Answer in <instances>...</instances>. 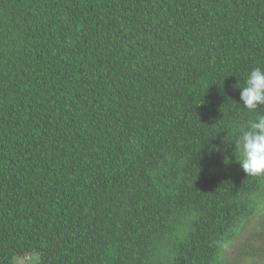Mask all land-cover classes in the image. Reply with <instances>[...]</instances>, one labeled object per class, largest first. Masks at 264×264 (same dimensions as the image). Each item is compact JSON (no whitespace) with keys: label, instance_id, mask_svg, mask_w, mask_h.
<instances>
[{"label":"trees","instance_id":"16d2710c","mask_svg":"<svg viewBox=\"0 0 264 264\" xmlns=\"http://www.w3.org/2000/svg\"><path fill=\"white\" fill-rule=\"evenodd\" d=\"M256 67L264 0H0V264H264Z\"/></svg>","mask_w":264,"mask_h":264},{"label":"clouds","instance_id":"9594fccd","mask_svg":"<svg viewBox=\"0 0 264 264\" xmlns=\"http://www.w3.org/2000/svg\"><path fill=\"white\" fill-rule=\"evenodd\" d=\"M239 89L241 105L248 111L256 112L264 106V68H253ZM233 146L235 162L246 176H264V115L250 120Z\"/></svg>","mask_w":264,"mask_h":264},{"label":"rangeland","instance_id":"374dc122","mask_svg":"<svg viewBox=\"0 0 264 264\" xmlns=\"http://www.w3.org/2000/svg\"><path fill=\"white\" fill-rule=\"evenodd\" d=\"M263 232L264 231V211L259 213L256 218L252 219V222L249 223V228H245L243 232L235 239L229 246L227 250L224 251L223 255L226 260L230 262L234 261L236 253L241 248V246L247 242L250 238L251 233L253 232ZM17 264H30L29 257H23L17 260Z\"/></svg>","mask_w":264,"mask_h":264}]
</instances>
